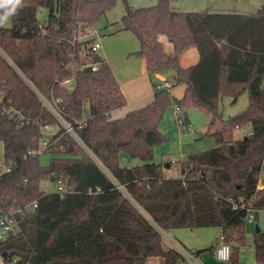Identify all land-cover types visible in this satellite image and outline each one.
<instances>
[{"label": "trees", "instance_id": "trees-1", "mask_svg": "<svg viewBox=\"0 0 264 264\" xmlns=\"http://www.w3.org/2000/svg\"><path fill=\"white\" fill-rule=\"evenodd\" d=\"M171 1L134 7L122 0L116 32H133L140 43L135 55L145 59L148 72H174L176 84L187 86L185 95L176 98L159 88L163 81L157 79L151 103L115 119L111 112L126 106L127 99L105 58L92 68L99 54L91 49L93 38L82 36L117 0H25L12 25L0 27V46L44 95L62 99L60 109L68 120L83 121L77 132L96 157L62 128L49 137L45 151L54 155L48 165L30 153L40 146L42 127L58 121L0 55L3 101L22 108L28 118L20 126L2 113L0 103L3 163H14L10 173L0 175V214L38 203L18 214V230L0 247L6 260L147 264L148 258L161 256L165 264H182L181 253L166 246L163 231L220 227L218 242L209 250L221 241L232 246L230 260L221 264H264L263 230L254 233V261L240 260L247 243L244 203L252 201L257 225L264 216V188L258 189L264 183V5L251 14L187 12L172 10ZM40 8L47 10L45 32ZM162 35L172 43L171 52L165 51ZM191 47L199 60L185 68L181 56ZM67 78L74 79L71 89L61 84ZM243 90H248V107L223 119L220 98H237ZM170 106L184 110V125L191 106L220 122L212 133L216 145L189 154L179 178H167L164 165L154 162L155 149L168 140L159 125ZM245 126L251 131L234 138L233 132ZM121 152L143 163L121 166ZM43 180L61 181L63 194L44 193Z\"/></svg>", "mask_w": 264, "mask_h": 264}, {"label": "crops", "instance_id": "crops-1", "mask_svg": "<svg viewBox=\"0 0 264 264\" xmlns=\"http://www.w3.org/2000/svg\"><path fill=\"white\" fill-rule=\"evenodd\" d=\"M130 3L134 7H140L137 6V4L131 2V0ZM263 5L264 4H262L260 8ZM171 9L178 11L182 9V7L171 2ZM120 10L123 15L124 5L122 7H119V12ZM216 12L246 13L242 10H235L228 7H220ZM122 15L120 17H122ZM116 19L117 18L115 17L111 21L109 20L110 22L107 23L104 28H102L104 29L103 31L101 30L100 32V30H98V32H96L94 30V35L92 33L90 36L101 41L100 50L102 52V57L105 58L111 65L115 77L117 78V81L121 86V90L127 99L126 106L111 112L112 119L123 117L128 112L142 108L151 103L157 90V79L163 81V79L157 77V74L151 75V73L148 72L144 58L135 55V53L140 48L139 39L136 37V35L133 32L127 30L116 32V30L120 29L121 27L120 23L116 25V23H118L121 18L119 20ZM101 36L103 37V39H101ZM160 39L163 43L165 51L171 52L173 50V45L168 40V38L161 36ZM198 60L199 53L197 49L191 47L183 53L181 57V64L183 67L187 68L196 64ZM163 76L165 77L164 81L170 82L173 85L170 90L171 94L176 98H182L186 92V84H176V74L174 72H169L167 74H164ZM194 108L196 107L191 106L187 109L188 120L194 128L193 131H187L191 134L196 133V122L192 117H189L188 112L193 110ZM207 120L208 117L206 119V122ZM206 122L204 124H206ZM204 124L201 125L202 129L205 128ZM159 129L163 134H165V136H167L168 140L166 143L155 149L154 162L163 164L166 177L173 178L172 176H170L168 172L169 170L166 172V169H171L172 164H174L173 162L177 161V159H175L174 157L180 156V158L184 160V156L187 155L186 157H188L189 154L194 153L193 151L189 150V137L186 135V133H183L184 131L177 122V116L174 106H170L167 109L164 118L159 125ZM250 131L251 129L249 128V131L247 133H249ZM128 156L130 155L125 152L120 153L121 166L133 167L143 163L138 158L130 159V157ZM179 177L181 176H178V178ZM170 241H173L174 243H177L179 245L182 244V246L184 245L186 247V245L177 236H175V238H171ZM210 264H221V262L217 263V261L215 260L214 263Z\"/></svg>", "mask_w": 264, "mask_h": 264}, {"label": "rangeland", "instance_id": "rangeland-1", "mask_svg": "<svg viewBox=\"0 0 264 264\" xmlns=\"http://www.w3.org/2000/svg\"><path fill=\"white\" fill-rule=\"evenodd\" d=\"M157 1L158 0H131V2L137 4V6L140 7L154 5L157 3ZM171 2L182 7V9L178 11L197 12V11H203L205 9H209L211 11H217L218 8L220 7H228V8H233L235 10H242L249 14L256 12V10H258V8H260V6L264 4V0H172ZM123 5L124 4L122 0H117L116 5L106 12V14L94 25L93 29L96 32H98V30H100L101 32V30L102 31L104 30L102 28H104V26L107 25V23H109L113 18L116 17L117 18L116 20H119L121 18L120 16L122 15L121 10L119 12V7H122ZM46 13L47 10L45 8L39 9L38 17L40 21H43L45 19ZM11 25H12V20H10L3 27H10ZM162 37L167 38L165 35H162ZM101 39H103L102 36ZM98 54L102 56V52L100 49L98 51ZM248 105H249L248 90L241 91L237 96V98L232 97L230 95H224L220 98V102H219L220 114L223 119H228L231 116L243 112L248 107ZM188 113H189V117L190 118L192 117L196 122L195 124L196 133L191 134L190 132L187 131L183 132L186 133V135L189 137L188 139H190L189 150L193 152H198L214 147L216 145V138L212 133L214 132V130L219 129L220 122L213 121V117L209 113L200 109L199 107L194 108ZM85 115L86 116L89 115L88 107L85 108ZM207 117L208 120L206 122ZM205 122L206 124H204ZM202 124L205 125V128L203 129L201 128ZM249 128H250L249 126H245L243 128L236 129L233 132L234 138H239L242 135L246 134L249 131ZM57 131H58V126L55 125V126H51L49 129H45L43 132L44 134H49L47 136H50V134L56 133ZM3 148H4L3 143L0 141V166H2L3 164V158H4ZM53 155L54 154L50 151H42L39 154L40 163L44 166L48 165ZM186 156H184L185 159H187ZM128 157H130V159H136L131 156ZM174 158L177 159V161H174L173 162L174 164H172L171 169H166V172L169 170L168 172L170 176H172L173 178H178V176H181L182 173L181 162L183 160L180 158V156H175ZM45 188H47L51 192L57 189V185H55L51 181L43 180L41 182V189L44 190ZM256 225H257V221H251V222L247 221V226H246L247 243L245 244V246H242L240 248V260L242 262L254 261L255 257H254L253 240H254V233L256 232ZM258 225L260 226L261 230L264 231L263 215L260 216ZM221 233H222V229L220 227H206V228L203 227V228H193V229L179 228V229H173L167 231L163 236L165 238L166 246H170L169 242H173L170 241V239L175 238V236H177L186 245V248L189 251H194L195 254L194 253L193 254L196 256V259L200 263L210 264V263H214L215 260L217 261V263L221 262L217 259L215 251L209 250L210 246L217 244ZM201 248H207V249L197 255L196 251ZM146 263L165 264L164 258L161 256H152L147 259Z\"/></svg>", "mask_w": 264, "mask_h": 264}, {"label": "built area", "instance_id": "built-area-1", "mask_svg": "<svg viewBox=\"0 0 264 264\" xmlns=\"http://www.w3.org/2000/svg\"><path fill=\"white\" fill-rule=\"evenodd\" d=\"M46 19L43 21H40V28L42 31L45 32V26H46ZM94 32L93 28H86L85 29V36L82 37H90L91 34ZM92 38V37H91ZM93 42L91 44V49L93 52L98 53L99 49L101 48V41L99 39L93 38ZM0 55L7 60V62L13 67V69L18 73V75L25 81V83L36 93L38 98L41 100V103L43 106H45L57 119L58 121V129L62 128L64 130V133L69 134L71 137H73L87 152H89L95 159L96 157L92 153V151L86 146V144L81 140L78 132L77 127H81L83 121L82 120H76L75 122H71L68 120L65 115L62 113L60 109V103L62 102V99L59 97H52L49 98L46 95H44L33 83V81L21 70V68L13 61V59L3 50V48L0 46ZM92 68L95 70L97 69V62L92 65ZM66 88L71 89L74 86V79L73 78H67L66 80L62 81L61 83ZM161 89L171 90L172 83L163 81L160 85H158ZM5 92L1 88L0 89V103H3V110L2 113L5 114L9 119L16 120L20 126L25 125L28 122V118L25 115L22 108L14 105L12 102H4ZM175 112L177 116V122L180 127L184 126L187 131H193L194 128L190 122L185 123V112L180 106H174ZM52 125H45L42 127V138L40 146L30 151V153L33 154H40L42 151H45V149L50 145V136L54 135L50 134V136H47L49 134H44L45 129H49ZM14 163H3L2 166H0V175L4 173H10L13 170ZM57 189L56 192H59L63 194L64 187L63 183L61 181H58L56 183ZM119 188H122V186H118ZM264 183L262 181L258 184V189H263ZM44 193H49L50 191L45 188L43 190ZM38 205L37 201H33L32 203L20 207L14 211H10L8 213L0 214V247L2 243L8 238V236L11 233H14L19 228V221H18V214L24 213L26 210H29L31 208H36ZM243 207H246L247 210V216L246 221H256V208L253 206L252 201L245 202ZM165 234V231H163V235ZM169 242V240H168ZM170 247H173L177 249L182 257L183 261L182 264H202L197 259L196 256L191 253L189 250L185 249L182 245H179L174 242H169ZM216 257L221 262H227L231 258L232 254V246L228 243H225L221 241L220 245L215 250ZM0 264H18V260L16 258L11 260H6V258L2 255L0 252Z\"/></svg>", "mask_w": 264, "mask_h": 264}, {"label": "clouds", "instance_id": "clouds-1", "mask_svg": "<svg viewBox=\"0 0 264 264\" xmlns=\"http://www.w3.org/2000/svg\"><path fill=\"white\" fill-rule=\"evenodd\" d=\"M25 0H0V27L5 26L24 7Z\"/></svg>", "mask_w": 264, "mask_h": 264}, {"label": "water", "instance_id": "water-1", "mask_svg": "<svg viewBox=\"0 0 264 264\" xmlns=\"http://www.w3.org/2000/svg\"><path fill=\"white\" fill-rule=\"evenodd\" d=\"M103 57L101 56V55H97L96 57H95V62H97V63H100V62H102L103 61ZM157 77L158 78H160V79H163V81H164V79H165V77L162 75V74H157ZM54 180V178H52V181ZM261 229H260V227L258 226V225H256V232H259ZM207 248H201V249H198L197 251H196V254L198 255V254H200L201 252H203L204 250H206Z\"/></svg>", "mask_w": 264, "mask_h": 264}]
</instances>
